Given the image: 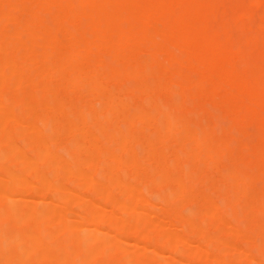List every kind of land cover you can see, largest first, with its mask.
<instances>
[{"label":"bare ground","instance_id":"bare-ground-1","mask_svg":"<svg viewBox=\"0 0 264 264\" xmlns=\"http://www.w3.org/2000/svg\"><path fill=\"white\" fill-rule=\"evenodd\" d=\"M263 2L0 0V264H264Z\"/></svg>","mask_w":264,"mask_h":264},{"label":"rangeland","instance_id":"rangeland-1","mask_svg":"<svg viewBox=\"0 0 264 264\" xmlns=\"http://www.w3.org/2000/svg\"><path fill=\"white\" fill-rule=\"evenodd\" d=\"M263 3H264V2H263ZM261 7H262V6L260 5L258 8L256 7V9L259 10V8H261ZM258 18H259V19H258ZM255 19H256V21H258V20L261 21V18H260V16H258V15H257V18H255ZM209 106H210V107H207L208 111H206V112H202L203 115H202V113H201V114H200L201 116L198 114V113H199V110H198V109H195V112L197 113V114L195 113V114L197 115V118H196V119L201 120V121H200L201 124L204 122L202 119H204V120L206 119L205 121L208 120V121L210 122V123H209V122H205V124H207V125H208V124L212 125V123L214 124V122H215L214 119H215V118H213V117L216 116V115H214V114H217L218 112L221 113V112L219 111V109H217V110H218V112H217L216 109L211 108L212 105H209ZM209 108H210V109H209ZM197 110H198V111H197ZM210 110H212V112H211ZM213 110H214V111H213ZM209 111H210V112H209ZM214 112H215V113H214ZM216 112H217V113H216ZM212 113H213V114H212ZM219 113H218V114H219ZM192 114H193V113H192ZM204 114H205V115H204ZM207 114H208V117H206ZM198 115H199L201 118L198 117ZM212 116H213V117H212ZM195 117H196V116H194V115L192 116V115H191V119H193V118L195 119ZM203 125H204V124H203ZM141 183H142V184H141ZM141 183H140V184L143 185V182H141ZM145 184H146V183H145ZM145 184H144V186H145ZM144 188H146V187H144ZM144 188H142V186H141V189H142V190H143ZM155 188L158 190L157 187H155ZM155 188H151V189H152L151 191L154 190L153 192L149 191L150 189H149V190H148V189H144V190L146 191V193L144 194L145 197H147L148 195H150L151 198H155V199L157 198V199H158V195L161 193V189H159L160 191L158 192ZM144 190H143V192H144ZM78 191H79V190H78ZM78 191H77V193H78ZM147 191L149 192L148 195H146V194H147ZM158 193H159V194H158ZM45 194H46V195H45V198H46V199H49V198L51 197V193H50V192H49V193H45ZM47 194H48L49 198L46 197ZM78 194H79L80 196L85 195L84 190H83V192H82V190H81ZM153 194H154V195H153ZM152 195H153V197H152ZM155 195H156V196H155ZM29 196H30V195H29ZM150 196L147 197L149 201L151 200V199H150ZM154 196H155V197H154ZM34 197H35L37 200L41 199L40 197H37V196H33V198H34ZM91 197H92L94 200H96V199L98 200V196H96L94 193L91 195ZM29 198H32V195H31ZM26 199H28V198H26ZM157 199H156V202H157V204H158ZM97 200H96V201H97ZM153 201H155V200L152 199V200L149 202V203H150L149 206H150V207H153L154 209H153V210H152V208L149 209V207H148V209H149L150 212L152 211V212H151L152 214H150V215H151L152 217H154L155 222L164 221V222L166 223V226H167L170 230H172V231H181V230H178V228H177V227L180 228L178 222H175V223H177L178 225L175 224V223H173V221H175L176 219H172V218H170V219L173 220V221L171 220V221H172V223H171L170 219H168V218H169L168 215L165 213L166 210H165V212H164V210H162L163 208H162L159 204H158V206H157V204H155V202L153 203ZM151 202H152L153 204H155V205H153ZM159 206H160V210L157 211ZM110 207H112V205H111L110 203H106V205H105V209H106V211H107L108 208H109L108 210H111L112 208H110ZM161 208H162V209H161ZM155 209H156V211H154ZM71 210H72V211H77L78 208H76L75 206H71ZM161 210H162L163 212H162ZM160 211H161V213H160ZM78 212H79V210H78ZM154 212H156L157 214L154 213ZM163 213H165L166 216H165ZM167 213H168V212H167ZM159 215H161V216H159ZM163 215H164L165 218H163ZM152 217H151V218H152ZM155 217H156V218H155ZM158 217H160V218H158ZM161 217H162L164 220H163ZM166 218H167L169 221H167ZM154 220H153V221H154ZM231 220H232V217H229V218H228V222L233 223V224H237V223H238V225H239V223H242V224H243V222H242L243 220H242L241 218H240V219H236V220H237V221H236L237 223H236V222L234 223V222H232ZM176 221H177V220H176ZM234 221H235V220H234ZM240 221H241V222H240ZM164 222H163V223H164ZM175 225H177V227H176ZM182 232H183V231H182ZM106 236H107V235H106ZM129 237H130V236H129ZM130 239H131V241L134 240V239H132V238H130ZM239 239H240V238H237V239H236L235 241H233V242L235 243V245H238V246H243V244H244L243 247L245 248V247H246V246H245V243L243 242V240H242V242L240 243ZM240 240H241V239H240ZM236 241H237L240 245L237 244ZM149 246H150L151 250H152V247L155 248L154 244H153V245L149 244ZM193 246H194V244H187V245H183L182 248H189V247L192 248ZM255 250H256V249L253 248L252 251H251L252 254H253V256H254L256 253H258V252H255ZM254 252H255V253H254ZM146 253H148V254L151 255V256L153 255V254H151V253H149V252H146ZM153 256H155V255H153ZM256 257H258V258L255 259V256H254V259H255L254 261L258 263L261 259H260V257L258 256V254H256ZM155 258L158 259V260H160L161 262L166 261L168 264H180V260H179V259H177V260H171V259H169L168 254H167L166 252L163 253V256H161V257H157V256H156ZM258 260H259V261H258Z\"/></svg>","mask_w":264,"mask_h":264}]
</instances>
